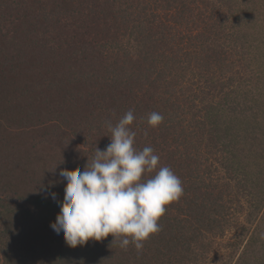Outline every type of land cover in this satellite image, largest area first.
I'll list each match as a JSON object with an SVG mask.
<instances>
[{
  "label": "trees",
  "instance_id": "trees-1",
  "mask_svg": "<svg viewBox=\"0 0 264 264\" xmlns=\"http://www.w3.org/2000/svg\"><path fill=\"white\" fill-rule=\"evenodd\" d=\"M129 110L183 194L139 251L71 247L59 171ZM235 227L234 264H264V0H0V264H209Z\"/></svg>",
  "mask_w": 264,
  "mask_h": 264
},
{
  "label": "clouds",
  "instance_id": "clouds-1",
  "mask_svg": "<svg viewBox=\"0 0 264 264\" xmlns=\"http://www.w3.org/2000/svg\"><path fill=\"white\" fill-rule=\"evenodd\" d=\"M135 120L129 110L112 126L111 143L106 150L96 148L90 166L61 169L59 176L67 183L60 212L51 228L63 233L71 247L84 245L90 239L100 241L109 234L113 241L126 249L133 244L139 251L143 241L161 230L158 221L164 215L165 205L183 194L182 181L167 166L158 168L160 157L152 147L138 150L136 132L129 126ZM163 121L158 112L148 115V124L156 127ZM155 175L143 179V175ZM52 198L56 194L52 193Z\"/></svg>",
  "mask_w": 264,
  "mask_h": 264
},
{
  "label": "rangeland",
  "instance_id": "rangeland-1",
  "mask_svg": "<svg viewBox=\"0 0 264 264\" xmlns=\"http://www.w3.org/2000/svg\"><path fill=\"white\" fill-rule=\"evenodd\" d=\"M244 240L242 241V238L239 234V229L238 227L229 230L222 239V246L218 247L216 250L212 251L208 258H209V264H234L235 260L239 256L243 245H244ZM232 244H235L234 246ZM239 245V248L237 252H233L234 254V259L232 262H228L229 255L231 254L232 251H235L236 248L235 246Z\"/></svg>",
  "mask_w": 264,
  "mask_h": 264
}]
</instances>
